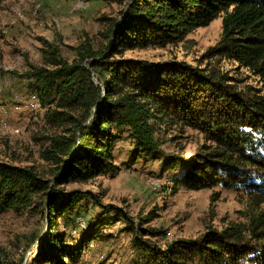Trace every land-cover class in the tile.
<instances>
[{"label": "trees", "instance_id": "obj_1", "mask_svg": "<svg viewBox=\"0 0 264 264\" xmlns=\"http://www.w3.org/2000/svg\"><path fill=\"white\" fill-rule=\"evenodd\" d=\"M113 1L127 7L120 20L108 22L103 50L86 44L72 63L50 53L49 67L30 66L38 109H49L46 122L56 130L43 153L51 178L0 162V215L20 213L40 199L48 221L36 256L43 264H77L85 242L65 245L59 218L67 217L69 227L77 224V202L91 194L54 187L118 173L113 153L127 131L135 161L164 159L165 169L180 171L172 176L174 193L221 186L246 194L254 210L248 224L164 250L136 238L143 264H264V94L232 91L229 78L213 70L124 58L130 51L180 43L221 18V40L207 55L234 62L264 84V0ZM162 125L200 131L209 145L188 159L191 154L164 157L156 138Z\"/></svg>", "mask_w": 264, "mask_h": 264}, {"label": "rangeland", "instance_id": "obj_2", "mask_svg": "<svg viewBox=\"0 0 264 264\" xmlns=\"http://www.w3.org/2000/svg\"><path fill=\"white\" fill-rule=\"evenodd\" d=\"M77 1L87 2V6L73 12ZM126 7V2L113 0H0L1 163L32 168L51 178V166L43 159L48 138L56 133L46 122L49 109L24 111L21 107L34 92L27 76L30 66L49 67L50 53L72 63L79 48L86 44L95 51L103 50L102 36L108 22L120 20ZM221 36L220 18L180 43L130 51L124 58L154 65L178 62L196 70H213L229 78L232 91L245 94L251 88L252 94H264V84L258 78L232 61L207 55L218 47ZM94 79L102 86L98 76ZM182 127L156 126L164 157L191 154L188 159L209 145L200 131ZM120 134L113 153L118 173L54 187L66 193L91 194L76 205L85 228L78 223L69 227L67 217L59 218L58 233L65 237V245L78 247L85 242L77 264H143L142 252L134 243L136 238L164 250L174 243L199 241L210 231L221 233L231 225L248 224V215L254 210L246 194L221 186L199 191L183 187L174 193L172 176L180 171L165 169L164 159L135 161L127 131ZM42 208L39 199L20 213L0 215V264H43L36 256L48 221L47 211ZM141 230L162 234L153 236Z\"/></svg>", "mask_w": 264, "mask_h": 264}, {"label": "bare ground", "instance_id": "obj_3", "mask_svg": "<svg viewBox=\"0 0 264 264\" xmlns=\"http://www.w3.org/2000/svg\"><path fill=\"white\" fill-rule=\"evenodd\" d=\"M46 1H47V0H46ZM86 6H87V2H84V1H77V2L75 3V5H74L72 11H73V12H76V11L84 10V9L86 8ZM30 98H31V100H34V101H37V102H34L33 104H29V105H27V109H30V110L38 109V108L40 107V105H39V102H38L37 98H36L34 95H32ZM17 108L20 110L21 107H17ZM1 111H2L4 114H7V113H8L7 110H5V109H2ZM16 131H18V130H16ZM76 222L78 223V225H79L80 227H84V225H85V223L83 222V220H82L81 218H78ZM79 226H78V227H79ZM85 227H86V225H85ZM85 227H84V228H85Z\"/></svg>", "mask_w": 264, "mask_h": 264}, {"label": "built area", "instance_id": "obj_4", "mask_svg": "<svg viewBox=\"0 0 264 264\" xmlns=\"http://www.w3.org/2000/svg\"><path fill=\"white\" fill-rule=\"evenodd\" d=\"M34 102H37V101L31 100V98H28V100L26 101L25 105L21 106V107H23L24 111H27V105L33 104Z\"/></svg>", "mask_w": 264, "mask_h": 264}]
</instances>
